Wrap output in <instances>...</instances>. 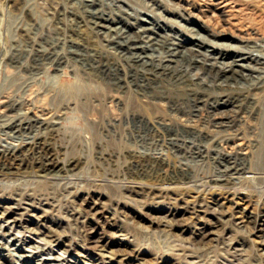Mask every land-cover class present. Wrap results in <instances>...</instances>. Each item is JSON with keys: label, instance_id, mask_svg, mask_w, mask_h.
Returning a JSON list of instances; mask_svg holds the SVG:
<instances>
[{"label": "rangeland", "instance_id": "obj_1", "mask_svg": "<svg viewBox=\"0 0 264 264\" xmlns=\"http://www.w3.org/2000/svg\"><path fill=\"white\" fill-rule=\"evenodd\" d=\"M159 1L167 9L176 3ZM197 1L194 13L209 21L214 31L238 36L229 38L232 44L252 48L262 43L251 29L256 26L264 33V0ZM96 2L115 14L155 13L151 0ZM65 3L70 0H0V144L13 140L23 148L21 164L0 160V264L35 263L21 256L31 252L17 251L16 246L56 264L264 263V155L259 153L264 143V93L259 96V113L244 124L247 134L241 142L253 143L249 154L240 156L245 174L235 173L240 180L235 188L216 182L223 169L217 145L224 133L205 132L214 129L206 107L193 116L199 128L179 122L180 112L193 109L194 97L184 86L148 82L130 69L102 70L117 57L104 53L102 40L87 25L72 31L80 29L83 43L97 44L99 54L85 53L81 59L60 63L71 49L63 45L37 58L36 50L40 45L48 48L56 37L53 33H71L54 14ZM258 49L264 52V47ZM200 71L189 69L193 76H201ZM37 115H46L49 126L33 124ZM16 120L30 126L15 130L9 124ZM198 150L208 151L209 157L191 153ZM164 161L170 167L161 171ZM181 165L190 168L191 183L172 180ZM51 168L59 172L52 175L47 171ZM22 174L28 178L20 183L9 179ZM30 197L35 205L28 202ZM52 201L56 206L47 209ZM168 212H177L170 224L163 218ZM5 213L21 224L12 235L5 228ZM57 218L66 224L56 225ZM45 219H54V225L47 226ZM22 226L39 229L41 237ZM202 226L213 233L207 245L195 238ZM48 231L70 251L42 240ZM77 231L86 245L75 236ZM96 236L104 240L103 247L116 251L112 261L95 248ZM9 243L13 245L8 248Z\"/></svg>", "mask_w": 264, "mask_h": 264}, {"label": "bare ground", "instance_id": "obj_2", "mask_svg": "<svg viewBox=\"0 0 264 264\" xmlns=\"http://www.w3.org/2000/svg\"><path fill=\"white\" fill-rule=\"evenodd\" d=\"M151 2L155 13H149L147 10H138L136 15H131L127 12L115 14L111 7L102 6V3L96 2V0H70V4L65 3L66 7L62 10L54 11V14L57 21L69 28L71 33H53L56 37L50 41L48 48L40 45L36 50V56L41 58L52 54L56 52L55 50L58 47L63 45H69L71 49L70 51L67 50L59 59L60 63L66 62L70 58L79 59L85 53L99 54L97 52V44L93 43L88 47L83 43L84 37L81 36L80 29L76 30L77 33L72 31V27L87 25L94 31L96 38L102 40L103 48L105 49L104 53L113 54L117 57V61L112 63L113 65H102V70L112 66L120 70L130 69L132 73L141 75L148 82L184 86L188 93L194 97V100H192L193 109H185L180 112L178 120L188 128H199L200 126L195 123L193 116L205 109V107L209 110L214 122V129L212 131L208 129L205 132L210 136L211 132L215 133V136L218 133H224V138L217 145L221 147L219 150L222 153L219 155V162L222 164L223 169L221 175L215 181L231 184L233 185L231 188H235L240 182L238 178L234 177L235 173L238 172L239 175L245 174L244 166L240 163L242 160L240 156L248 155L253 147V143L250 146L243 145L244 143L241 142L247 134V127L244 124L248 123L249 117H254L259 113L257 112L259 96L264 93V52L260 51L262 49H258L264 47V33L256 26L251 29L258 41L262 42H256L252 48L239 45V42L232 44L233 42L229 38L234 40L238 36L232 32L228 33L226 30L214 31L213 27L208 23L209 21L207 22L200 15L194 13L193 10L199 5L197 0L194 3L191 0H175L176 3H170L172 7L168 9L167 7L163 8L159 0H151ZM79 4L84 6L82 7L83 9L85 8L83 11L80 10ZM67 8L71 9L70 14L66 13L68 11ZM253 48L255 49L253 50ZM48 49H52V51L50 50L51 52L46 53L47 51L45 50ZM12 62H14L13 65L15 63L18 65L19 63L16 60H11V64ZM192 67L200 69L202 75H191L189 69ZM122 81L123 79H119L120 88L123 86ZM228 111H235L237 114L230 115V113H227ZM242 111L248 114H241ZM38 123L49 126V118L46 115H37L33 124ZM9 125L15 130L30 126L29 123H22L21 120L13 121ZM201 130H203V127ZM261 133L263 141L264 120H262ZM184 143L187 148H191L189 141H184ZM21 147L20 143H16L13 140L0 144V160L11 158L21 164L23 160L21 158L23 148ZM191 153L201 159L209 157V152H205V150ZM259 153L260 157L264 155V143ZM12 166H6V168L12 169ZM71 166L75 167V165H70L69 167ZM169 167L164 161L159 165L158 169L164 171L169 169ZM47 171L53 175L58 173L59 169L51 168ZM43 177L41 174L40 178ZM24 178H28V175L22 174L20 177H10L9 179L20 183L19 181L24 180ZM172 180L177 183H191L193 178L188 165L179 166L175 176H172ZM28 202L35 205L36 199L30 197ZM39 204L41 205L40 201ZM47 206H49L47 209H53L56 205L52 201ZM97 207L95 204L93 210ZM7 213L2 218L8 222L5 226L7 233L12 235L16 227H18L17 225L21 224L17 218ZM167 214L166 218L163 217L164 222L170 224L171 221L176 219L177 212H168ZM52 220L54 219H45V224L47 226L48 224H53ZM56 220H54L57 223L56 225L66 224L62 218H57ZM22 227L41 237L39 229L30 228L29 226ZM93 231L95 232V230ZM120 231H123V229ZM44 234L45 236L42 237V240L56 244V246L62 245L56 237L51 236L50 231ZM212 235L213 233L209 228L202 226L198 228L195 238L198 240V244L207 245V241L214 240ZM14 236L18 239L17 234ZM75 236L83 239V244L86 245L83 233L77 231ZM134 240L137 241L138 237L135 236ZM92 241L101 255L107 256L110 261L113 260L116 251L109 247H103L102 243L104 240L96 236ZM11 245L13 243L8 248ZM62 247H64L63 250L65 252L70 251L66 245H62ZM14 249L31 252L32 254L30 255H28L29 253H24L21 256L30 257L36 264H56L53 260L38 257L39 254L33 250L19 246ZM119 263L121 264V261ZM192 264L197 263L192 262ZM208 264L223 263L213 261ZM258 264L264 263L259 262Z\"/></svg>", "mask_w": 264, "mask_h": 264}]
</instances>
